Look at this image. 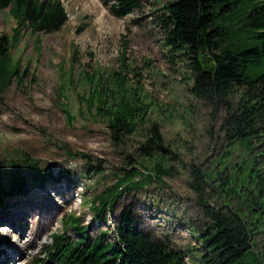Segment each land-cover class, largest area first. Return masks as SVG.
I'll use <instances>...</instances> for the list:
<instances>
[{
	"label": "rangeland",
	"instance_id": "obj_1",
	"mask_svg": "<svg viewBox=\"0 0 264 264\" xmlns=\"http://www.w3.org/2000/svg\"><path fill=\"white\" fill-rule=\"evenodd\" d=\"M104 1L60 0L67 14L61 30L39 34L37 50L35 36L27 28L12 50V59L19 60L21 71L25 66L29 71L21 85L13 81L1 95L0 160L24 154L40 160L54 173L60 168L57 164L71 167L74 176L70 182H47L42 187L28 184L25 194L7 200L8 210L3 212L5 219L0 225L4 243L0 264H33L50 244L52 233L61 231V220L69 215L89 224L92 211L86 201L111 185L113 174H119L131 158L152 166L153 162L137 156L152 124L158 126L164 144L183 166L171 162L173 176L165 178V184L123 195L100 228H111L124 206L132 203L140 230L186 252L196 244L189 226L201 229L204 223L198 196L189 187V168L220 170L226 163L223 177L231 176L247 155L244 147L236 144L221 162L224 110L218 108L214 114L212 106L190 95L185 58L173 59L162 46L160 18L169 0H142L141 7L125 18L113 17ZM14 26L8 9L0 11V33L10 36ZM122 54L127 85L135 87L138 81L139 99L152 105L133 131L117 141L107 118L87 112L76 95L89 89L84 80L78 81L80 73L96 72L104 84L111 85V76L120 70ZM81 155L89 156L93 168L101 165L104 175L87 173L91 166ZM243 175L232 176L229 182L239 184ZM215 186L210 182L203 195L210 204L218 199ZM98 225H92V230L98 232ZM255 239L259 247L262 237ZM184 254V264H194L191 254Z\"/></svg>",
	"mask_w": 264,
	"mask_h": 264
},
{
	"label": "trees",
	"instance_id": "obj_2",
	"mask_svg": "<svg viewBox=\"0 0 264 264\" xmlns=\"http://www.w3.org/2000/svg\"><path fill=\"white\" fill-rule=\"evenodd\" d=\"M141 2L105 0L104 5L113 17L125 18ZM5 9L15 26L10 36L0 33V99L13 81L21 85L29 71L28 66L21 71L19 60L12 59L23 31L29 28L38 50L39 34L56 33L67 22L60 0H0V11ZM160 26L162 46L173 59L181 56L186 60L190 95L212 106L214 114L218 108L224 110L221 162L236 144L244 147L246 157L231 176L223 177L226 163L220 170L189 168V187L198 196L204 223L201 229L189 226L196 244L186 252L140 230L132 203L124 206L111 228H100L123 195L165 184L164 179L173 176L171 162L183 166L164 144L158 126L152 124L137 150V156L153 162L152 166L131 158L119 174H113L111 185L86 201L92 211L90 223L84 225L77 215L63 218L61 231L52 233L50 244L33 264H184V253L191 254L194 264H264V0H169L163 5ZM120 58V70L111 76V85L104 84L96 72L80 73L78 81L84 80L89 89L76 95L87 112L107 118L117 141L133 131L152 105L139 99L138 81L135 87L127 85L124 55ZM12 157L0 160V209L7 207L9 198L25 194L28 184L42 187L47 182L73 179L71 167L57 164L60 168L54 173L38 159L24 154ZM80 157L91 166L87 173L104 175V168H93L88 155ZM242 173L239 184L229 182ZM210 182L216 183L214 193L218 194L213 204L203 199ZM97 223L95 232L92 225ZM257 236L262 237L259 247Z\"/></svg>",
	"mask_w": 264,
	"mask_h": 264
},
{
	"label": "bare ground",
	"instance_id": "obj_3",
	"mask_svg": "<svg viewBox=\"0 0 264 264\" xmlns=\"http://www.w3.org/2000/svg\"><path fill=\"white\" fill-rule=\"evenodd\" d=\"M5 224H6V226H8L9 228L11 227V225L10 224H8V223H6V222H4ZM7 227V228H8ZM8 250V249H7ZM6 252V251H5ZM8 252V251H7ZM6 254V253H5Z\"/></svg>",
	"mask_w": 264,
	"mask_h": 264
}]
</instances>
